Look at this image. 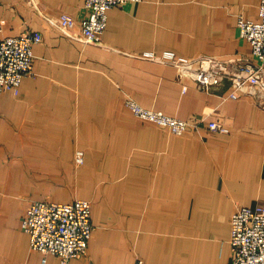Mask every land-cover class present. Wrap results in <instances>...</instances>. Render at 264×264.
<instances>
[{"label": "crops", "instance_id": "0c3cea01", "mask_svg": "<svg viewBox=\"0 0 264 264\" xmlns=\"http://www.w3.org/2000/svg\"><path fill=\"white\" fill-rule=\"evenodd\" d=\"M84 3L0 0V39L42 34L34 74L0 92V264H63L30 248L22 222L33 200L78 198L91 202L94 230L68 264H230L232 214L264 203V108L249 88L236 99L229 83L206 92L144 53L250 56L237 19L258 20L259 0L116 5L94 43L77 37ZM64 13L74 19L67 33L57 26ZM128 96L205 120L177 134L135 115Z\"/></svg>", "mask_w": 264, "mask_h": 264}, {"label": "built area", "instance_id": "2783aa9c", "mask_svg": "<svg viewBox=\"0 0 264 264\" xmlns=\"http://www.w3.org/2000/svg\"><path fill=\"white\" fill-rule=\"evenodd\" d=\"M138 1L141 0H85L87 13L80 22V35L77 37L84 42H97L107 26L110 8ZM257 13L258 20L246 19L242 15L237 19L239 35L251 46L250 56L223 58L201 55L189 59L171 50L158 55L148 51L144 56L176 66L179 77H191L197 87L206 92H213L229 83L232 89L229 97L236 99V91L249 88L254 101L264 108V0H259ZM73 20L71 15L64 13L57 26L67 33ZM41 40V32L35 30L0 39V92L18 87L23 77L34 74L32 46ZM195 61H198L197 67H194ZM125 102L138 117L154 121L177 134L196 129L205 120V117L176 118L163 111L146 108L130 96ZM208 127L222 133L228 131L217 120L208 121ZM75 161L83 163V151H77ZM91 212V202L87 199L78 198L70 202L33 200L26 207L22 228L29 234L31 249L44 255L54 254L63 264H68L70 259L87 252L94 230ZM230 245V264H264V203L236 209L231 217Z\"/></svg>", "mask_w": 264, "mask_h": 264}]
</instances>
